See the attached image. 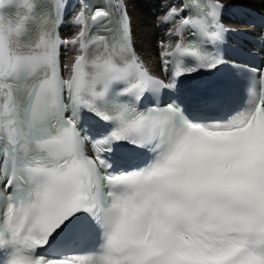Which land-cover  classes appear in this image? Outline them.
I'll list each match as a JSON object with an SVG mask.
<instances>
[{
	"label": "snow or ice",
	"instance_id": "6c2138e0",
	"mask_svg": "<svg viewBox=\"0 0 264 264\" xmlns=\"http://www.w3.org/2000/svg\"><path fill=\"white\" fill-rule=\"evenodd\" d=\"M90 7L83 0L80 30L62 39L66 0L27 10L0 0V264H264V72L246 104L232 103L225 82L161 106L179 78L226 63L204 47L228 31L223 5L181 21L199 40L169 30L181 40L160 44L168 83L136 54L126 9ZM100 17L102 52L87 23ZM69 45L77 54L63 79ZM86 114L106 129L96 138ZM119 142L135 163L105 155Z\"/></svg>",
	"mask_w": 264,
	"mask_h": 264
},
{
	"label": "bare ground",
	"instance_id": "6f19581e",
	"mask_svg": "<svg viewBox=\"0 0 264 264\" xmlns=\"http://www.w3.org/2000/svg\"><path fill=\"white\" fill-rule=\"evenodd\" d=\"M128 6L130 16L133 20V32L137 50L142 59L152 67L156 59V51L154 50L153 43L157 42L158 31L155 28L158 16L161 12H157L156 16L150 14L149 5L144 0H125ZM226 4L235 5H258L264 0H222Z\"/></svg>",
	"mask_w": 264,
	"mask_h": 264
}]
</instances>
